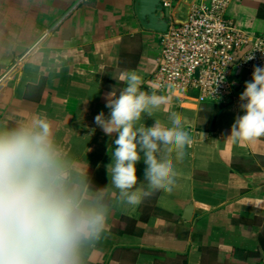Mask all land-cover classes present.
Instances as JSON below:
<instances>
[{
	"label": "crops",
	"instance_id": "0c3cea01",
	"mask_svg": "<svg viewBox=\"0 0 264 264\" xmlns=\"http://www.w3.org/2000/svg\"><path fill=\"white\" fill-rule=\"evenodd\" d=\"M206 1L188 0V7ZM180 2L174 0L172 13ZM226 14L239 29L264 36V0H229ZM34 42L41 51L2 69L18 54L17 44ZM159 54L160 34L141 28L134 0H0V121L11 126L47 113L59 138L88 162L93 186L103 187L111 141L94 117L108 115L105 96L125 86L119 81L125 70H136L144 90H152ZM251 78L233 70L231 93L204 103L195 91L162 89L166 103L155 116L166 121L165 110L181 113L192 138L184 161L173 158L177 185L135 208L117 203L89 264H264V138L239 144L226 138L244 114L239 96ZM145 167L137 165L140 180Z\"/></svg>",
	"mask_w": 264,
	"mask_h": 264
},
{
	"label": "clouds",
	"instance_id": "9594fccd",
	"mask_svg": "<svg viewBox=\"0 0 264 264\" xmlns=\"http://www.w3.org/2000/svg\"><path fill=\"white\" fill-rule=\"evenodd\" d=\"M119 81L125 85L119 93L105 96L108 115L101 111L94 117L111 141L103 187L93 186L88 162L84 165L59 138L47 113L11 126L0 121V264H89L117 203L135 208L156 192L174 191L179 173L173 158L182 163L192 144L186 118L170 110L166 121L157 118L166 103L163 91L158 85L144 90L136 70L121 72ZM239 100L244 114L226 138L233 144L257 142L264 138V66L253 67ZM146 118L154 123L147 126ZM141 161L143 180L137 176Z\"/></svg>",
	"mask_w": 264,
	"mask_h": 264
},
{
	"label": "built area",
	"instance_id": "2783aa9c",
	"mask_svg": "<svg viewBox=\"0 0 264 264\" xmlns=\"http://www.w3.org/2000/svg\"><path fill=\"white\" fill-rule=\"evenodd\" d=\"M174 0H162L170 14ZM229 0L194 2L189 6L187 22L176 24L170 19L160 34V54L150 76L158 90H170L179 96L196 92L199 103L217 101L232 90L233 70L252 75L254 66H264V36L239 29L226 14ZM252 55L254 59L247 60ZM218 99V100H219Z\"/></svg>",
	"mask_w": 264,
	"mask_h": 264
},
{
	"label": "water",
	"instance_id": "95a60500",
	"mask_svg": "<svg viewBox=\"0 0 264 264\" xmlns=\"http://www.w3.org/2000/svg\"><path fill=\"white\" fill-rule=\"evenodd\" d=\"M188 0H181L175 12L162 6V0H134V14L142 29L156 33L167 30L170 19L184 24L188 17Z\"/></svg>",
	"mask_w": 264,
	"mask_h": 264
},
{
	"label": "rangeland",
	"instance_id": "374dc122",
	"mask_svg": "<svg viewBox=\"0 0 264 264\" xmlns=\"http://www.w3.org/2000/svg\"><path fill=\"white\" fill-rule=\"evenodd\" d=\"M19 31L20 30H18V32ZM38 32H39V35L37 36V38L34 41L41 39V29ZM17 36H18V33H17ZM34 43L31 44L30 46L17 44L15 52L17 51L18 54H15L14 60H12L9 65L4 66V68H2V69L5 71H8L9 69L14 68V67L16 69V68L20 67V64L22 62V59H23L25 53H27V52H38L39 50L41 51V44H36V42H34Z\"/></svg>",
	"mask_w": 264,
	"mask_h": 264
}]
</instances>
